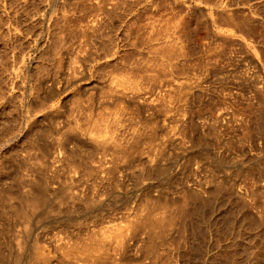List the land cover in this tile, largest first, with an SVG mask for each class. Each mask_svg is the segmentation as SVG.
<instances>
[{
	"label": "rangeland",
	"instance_id": "1",
	"mask_svg": "<svg viewBox=\"0 0 264 264\" xmlns=\"http://www.w3.org/2000/svg\"><path fill=\"white\" fill-rule=\"evenodd\" d=\"M0 137V264H264V0H0Z\"/></svg>",
	"mask_w": 264,
	"mask_h": 264
},
{
	"label": "bare ground",
	"instance_id": "2",
	"mask_svg": "<svg viewBox=\"0 0 264 264\" xmlns=\"http://www.w3.org/2000/svg\"><path fill=\"white\" fill-rule=\"evenodd\" d=\"M73 65V64H72ZM57 84V83H56ZM55 87V86H54ZM103 94V93H102ZM23 102V101H22ZM167 108V107H166ZM164 110V109H163ZM24 128V127H23ZM6 130V129H5ZM1 138V137H0ZM214 140V139H213ZM97 141V140H96ZM98 142V141H97ZM224 142V141H223ZM138 149V148H137ZM122 158V157H121ZM56 160V159H55ZM31 181V180H30ZM30 183V182H29ZM37 185V184H36ZM40 186V185H39ZM263 188V187H262ZM40 190V197H39V200L42 202V200L45 202L46 200V196H47V187L46 186H41L39 188ZM262 196V195H261ZM261 196L259 198H261ZM26 198V197H25ZM39 203V202H38ZM252 206V205H251ZM259 207V206H258ZM261 207V206H260ZM256 208V207H255ZM262 208V207H261ZM20 212V211H19ZM22 212V211H21ZM25 212V211H24ZM26 213V212H25ZM258 214V213H257ZM260 214V213H259ZM262 216V214H261ZM260 217V216H259ZM147 219V218H146ZM149 219V218H148ZM164 220V219H163ZM259 222V221H258ZM262 222V221H261ZM256 224V223H255ZM162 225V224H161ZM107 245V244H106ZM100 251V250H99ZM90 257V256H89ZM92 258V257H91ZM261 258V257H260ZM93 260V259H92ZM97 260H98V257H97ZM101 260V258H100ZM90 261V260H89ZM242 262V261H241ZM254 264V263H253Z\"/></svg>",
	"mask_w": 264,
	"mask_h": 264
}]
</instances>
